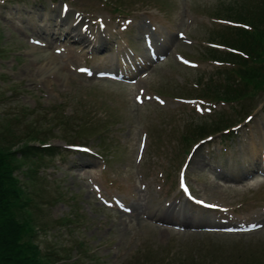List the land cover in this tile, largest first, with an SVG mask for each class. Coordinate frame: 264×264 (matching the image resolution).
<instances>
[{"label":"rangeland","instance_id":"374dc122","mask_svg":"<svg viewBox=\"0 0 264 264\" xmlns=\"http://www.w3.org/2000/svg\"><path fill=\"white\" fill-rule=\"evenodd\" d=\"M262 1L0 0V147L14 143L10 149L16 150L27 142L37 147V137L45 139L40 148L56 146L53 156L34 157L33 172L23 167L17 173L32 199L33 241L50 264H264V93L241 104L213 100L211 113L201 115L179 101L201 97L205 87L218 84L222 65L208 58V48L223 44V38L234 40L228 23L237 22L244 3ZM62 3L68 11L61 19L85 14L94 20L92 31L97 20L109 21L114 40L99 33L96 41L75 42L76 31L64 39L66 25L58 21ZM83 17L82 24H89ZM37 31L54 43L36 46L34 39L44 43ZM145 36L162 60H150ZM131 52L147 63L134 85L78 72L82 65L94 73L113 63L117 68L118 59ZM178 53L195 66L179 63ZM247 116L252 120L245 123ZM218 118L239 124L236 136L208 131L212 140L194 151L188 181L196 197L227 210L231 218L224 220L263 226L250 234L204 230L222 228L214 223L221 218L178 192L179 168L200 140L188 131L212 127ZM71 144L90 147L98 159L68 152ZM93 185L108 201L122 197L132 211L101 204Z\"/></svg>","mask_w":264,"mask_h":264},{"label":"trees","instance_id":"16d2710c","mask_svg":"<svg viewBox=\"0 0 264 264\" xmlns=\"http://www.w3.org/2000/svg\"><path fill=\"white\" fill-rule=\"evenodd\" d=\"M247 4L244 3V13L236 15L235 20L248 26V29L227 28L234 30L237 37L234 40L221 36L225 46L240 54L208 51L213 60L232 65L231 69L220 72L217 85H209L205 90L211 97L227 102L244 101L264 92V0L255 6ZM232 76L239 80L236 85ZM226 126L228 124L220 118L214 121L212 127H201L196 132L202 136ZM44 140L37 137L34 140L38 143L37 147L28 142L16 150L10 149L14 143L7 148L0 147V264H50L33 241L36 227L29 211L32 199L17 175L23 167L33 172L34 157L53 156L54 147H39ZM28 171L26 178L33 180L34 174L30 175Z\"/></svg>","mask_w":264,"mask_h":264},{"label":"bare ground","instance_id":"6f19581e","mask_svg":"<svg viewBox=\"0 0 264 264\" xmlns=\"http://www.w3.org/2000/svg\"><path fill=\"white\" fill-rule=\"evenodd\" d=\"M69 18L70 19L68 21H66L65 19H61L60 18V22H63L66 25L65 26V36H64V39H66L67 37L71 36V33L75 31V28H77L76 25H75L76 19H74L73 16H71ZM105 23H106V21H105ZM105 27H106L105 30L108 33L109 28H108V26H105ZM35 34L39 35V37L44 41L42 48L49 47L55 41V39L53 37H49V39L44 38V35H45L44 32L40 33V31H37ZM80 34H81L80 31L78 33H76L77 36L80 35ZM81 35H82L81 36V39L80 40L78 39V41H81V42H84V43L88 42V36L87 35H84V34H81ZM72 38H74V36H72ZM36 40H38V39H36ZM66 55H71V57H73V52H68ZM55 69L56 68L53 67V68H50L49 71H52V70H55Z\"/></svg>","mask_w":264,"mask_h":264}]
</instances>
